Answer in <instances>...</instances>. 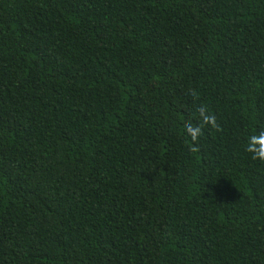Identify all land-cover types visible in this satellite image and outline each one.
Listing matches in <instances>:
<instances>
[{"label": "trees", "instance_id": "obj_1", "mask_svg": "<svg viewBox=\"0 0 264 264\" xmlns=\"http://www.w3.org/2000/svg\"><path fill=\"white\" fill-rule=\"evenodd\" d=\"M261 133L264 0H0V264H264Z\"/></svg>", "mask_w": 264, "mask_h": 264}, {"label": "clouds", "instance_id": "obj_2", "mask_svg": "<svg viewBox=\"0 0 264 264\" xmlns=\"http://www.w3.org/2000/svg\"><path fill=\"white\" fill-rule=\"evenodd\" d=\"M201 115L204 116V120L206 122L214 124L215 118L212 116L204 115L203 109H201ZM188 131L192 135V138L195 140L197 135L199 134V129L190 128L188 129ZM262 140H264V133H261L259 136H253L250 138L247 150L253 153L254 158L264 159V144L260 143ZM257 145H260V147L258 148Z\"/></svg>", "mask_w": 264, "mask_h": 264}]
</instances>
